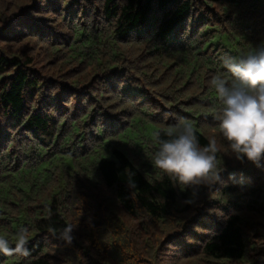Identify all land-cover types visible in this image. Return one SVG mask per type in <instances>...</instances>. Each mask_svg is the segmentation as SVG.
I'll use <instances>...</instances> for the list:
<instances>
[{
	"label": "trees",
	"instance_id": "1",
	"mask_svg": "<svg viewBox=\"0 0 264 264\" xmlns=\"http://www.w3.org/2000/svg\"><path fill=\"white\" fill-rule=\"evenodd\" d=\"M260 47L264 0H0V235L30 251L0 264H264V159L209 84ZM185 124L221 182L155 166Z\"/></svg>",
	"mask_w": 264,
	"mask_h": 264
},
{
	"label": "clouds",
	"instance_id": "2",
	"mask_svg": "<svg viewBox=\"0 0 264 264\" xmlns=\"http://www.w3.org/2000/svg\"><path fill=\"white\" fill-rule=\"evenodd\" d=\"M223 63L233 81L229 83L220 76H213L209 81L224 105L221 133L237 160L243 162L246 158L261 167L264 159V47L239 60L225 56ZM168 135L174 138L159 141L160 148L154 161L156 167L182 186H211L221 182L222 169H218L216 163L219 149L214 139L201 148L190 124ZM75 228L76 225H66L60 238L71 244ZM28 240L27 228L16 234L14 247L0 235V254L27 257L30 255Z\"/></svg>",
	"mask_w": 264,
	"mask_h": 264
}]
</instances>
